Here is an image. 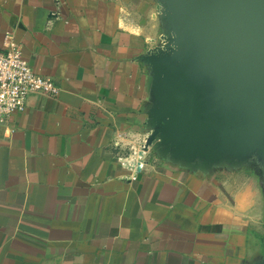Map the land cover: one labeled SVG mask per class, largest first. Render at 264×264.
<instances>
[{
  "label": "crops",
  "instance_id": "1",
  "mask_svg": "<svg viewBox=\"0 0 264 264\" xmlns=\"http://www.w3.org/2000/svg\"><path fill=\"white\" fill-rule=\"evenodd\" d=\"M211 24L203 0H0V46L60 88L0 127V264H264V108ZM158 127L132 176L113 144Z\"/></svg>",
  "mask_w": 264,
  "mask_h": 264
},
{
  "label": "built area",
  "instance_id": "2",
  "mask_svg": "<svg viewBox=\"0 0 264 264\" xmlns=\"http://www.w3.org/2000/svg\"><path fill=\"white\" fill-rule=\"evenodd\" d=\"M59 91L52 80L36 74L21 47L11 36H5L0 46V127L11 116L23 113L32 98H55ZM159 129L148 135L133 136L126 144H113L116 161L132 176L144 170Z\"/></svg>",
  "mask_w": 264,
  "mask_h": 264
},
{
  "label": "water",
  "instance_id": "3",
  "mask_svg": "<svg viewBox=\"0 0 264 264\" xmlns=\"http://www.w3.org/2000/svg\"><path fill=\"white\" fill-rule=\"evenodd\" d=\"M210 7L211 14L218 12L217 23L219 28L224 26L222 29L225 30L227 28V21H231L237 30L243 32L245 31L248 36L251 38L252 46L243 45L241 41L246 40L247 38L240 37V43L238 32L229 31L231 39H234V46L228 49L226 45L225 31L222 30L221 34L223 37L225 35L224 43L221 41L222 50L224 54L222 56L223 59H231L235 65V69L242 65V60L246 64H249V76L247 79V83L245 84L246 89L241 95L242 99L239 100L240 103H244V105L249 109V111L259 112L260 108H264V70L262 74L255 75L252 67L254 68V64L252 61L256 56L263 57L264 56V0H203ZM227 10V12L224 10ZM224 12V16H221V13ZM216 23V22H215ZM219 31L216 33L219 34ZM254 42V43H253ZM218 46V40L215 44ZM213 45V47L215 46ZM236 55H238L236 57ZM231 57V58H230ZM232 58H235L234 60ZM230 60V61H231ZM202 64L198 62L188 86L186 88V93L189 95L190 100L188 103L181 104L173 113L170 121H174L180 113H184L189 117L194 115L195 109L197 107L200 94L197 92L198 80L201 72ZM234 75V74H233ZM260 76V77H257ZM235 79V75L233 77ZM161 128L159 129V131ZM158 131V130H157ZM158 131V132H159Z\"/></svg>",
  "mask_w": 264,
  "mask_h": 264
},
{
  "label": "rangeland",
  "instance_id": "4",
  "mask_svg": "<svg viewBox=\"0 0 264 264\" xmlns=\"http://www.w3.org/2000/svg\"><path fill=\"white\" fill-rule=\"evenodd\" d=\"M225 11L227 12V10H225ZM217 14H218V12H215L214 14H211V23H212L211 24V31H212V33H217L218 30H220L221 34H223L222 30L225 31V35L227 36L225 43H226L228 49L232 48L234 46V44H236L234 42V39H231L230 35L228 34V32L230 30L231 31H235L236 30L238 32V35H239L238 36L239 37L238 42L239 43H240V39H241L240 37H242V38H247L246 40L241 41L243 45H248L249 47H251L253 45L252 42H251L252 40L248 36V34L245 31H243V32H241L240 30L238 31L236 26L233 23H231V21H229V19L227 21V28L225 27V30L222 29L224 26H221V28H219V25L217 23V18H218ZM221 16H224V12L221 13ZM209 43L213 47V45H215L217 43V41L216 40H214V41L210 40ZM252 63L254 64V68L252 67V70L254 71V74L255 75H258L259 73L262 74L263 73L262 71L264 70V56L260 57V58L258 56H256L255 59L252 61ZM257 77H260V76H257Z\"/></svg>",
  "mask_w": 264,
  "mask_h": 264
}]
</instances>
